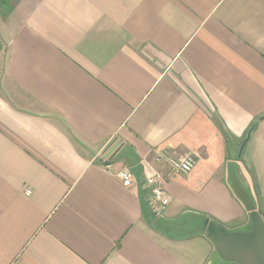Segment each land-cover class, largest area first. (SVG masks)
Wrapping results in <instances>:
<instances>
[{"label":"crops","instance_id":"0c3cea01","mask_svg":"<svg viewBox=\"0 0 264 264\" xmlns=\"http://www.w3.org/2000/svg\"><path fill=\"white\" fill-rule=\"evenodd\" d=\"M0 36V264H237L205 220L250 229L230 176L264 220V0H35Z\"/></svg>","mask_w":264,"mask_h":264},{"label":"water","instance_id":"95a60500","mask_svg":"<svg viewBox=\"0 0 264 264\" xmlns=\"http://www.w3.org/2000/svg\"><path fill=\"white\" fill-rule=\"evenodd\" d=\"M234 194L249 212L248 231H227L216 220H205L206 236L211 240L221 258L237 264H264V220L251 195L234 176L229 178Z\"/></svg>","mask_w":264,"mask_h":264},{"label":"built area","instance_id":"2783aa9c","mask_svg":"<svg viewBox=\"0 0 264 264\" xmlns=\"http://www.w3.org/2000/svg\"><path fill=\"white\" fill-rule=\"evenodd\" d=\"M155 154V160L164 162L167 167V172L171 177L190 173L196 164V158L193 152L174 154L159 150ZM105 167L108 170L112 168L109 162L105 163ZM114 174L123 186L127 187L132 184L133 174L130 170L120 168L116 170ZM162 179V174L155 172L154 174L146 176L142 182V186L148 195L150 205L156 212L159 211V207L166 206L169 202V197L163 187ZM25 193L30 194V190H26Z\"/></svg>","mask_w":264,"mask_h":264},{"label":"trees","instance_id":"16d2710c","mask_svg":"<svg viewBox=\"0 0 264 264\" xmlns=\"http://www.w3.org/2000/svg\"><path fill=\"white\" fill-rule=\"evenodd\" d=\"M12 10L13 5L10 3V0H0V17L2 19H4ZM250 128H253V124Z\"/></svg>","mask_w":264,"mask_h":264},{"label":"rangeland","instance_id":"374dc122","mask_svg":"<svg viewBox=\"0 0 264 264\" xmlns=\"http://www.w3.org/2000/svg\"><path fill=\"white\" fill-rule=\"evenodd\" d=\"M35 0H10V3L13 5V6H16L18 4H21V3H27V4H32ZM2 20V18L0 17V21ZM5 47L6 45L2 44L1 43V36H0V53H3L5 51Z\"/></svg>","mask_w":264,"mask_h":264}]
</instances>
